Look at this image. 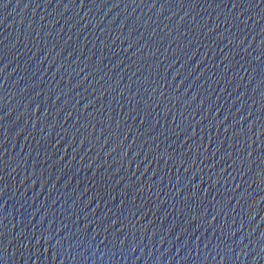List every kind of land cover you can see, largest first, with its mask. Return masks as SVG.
Listing matches in <instances>:
<instances>
[{
    "label": "water",
    "instance_id": "1",
    "mask_svg": "<svg viewBox=\"0 0 264 264\" xmlns=\"http://www.w3.org/2000/svg\"><path fill=\"white\" fill-rule=\"evenodd\" d=\"M262 62L264 0H0V264H264Z\"/></svg>",
    "mask_w": 264,
    "mask_h": 264
},
{
    "label": "snow or ice",
    "instance_id": "2",
    "mask_svg": "<svg viewBox=\"0 0 264 264\" xmlns=\"http://www.w3.org/2000/svg\"><path fill=\"white\" fill-rule=\"evenodd\" d=\"M259 2V0H258ZM261 65H264V62H262ZM260 73H261V92L262 94H264V67L260 68ZM251 75V73H250ZM245 151H247V149H245Z\"/></svg>",
    "mask_w": 264,
    "mask_h": 264
}]
</instances>
